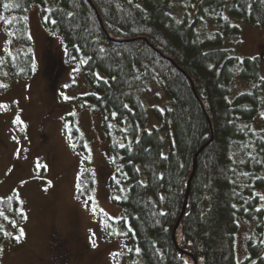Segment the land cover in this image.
<instances>
[{"label": "trees", "instance_id": "trees-1", "mask_svg": "<svg viewBox=\"0 0 264 264\" xmlns=\"http://www.w3.org/2000/svg\"><path fill=\"white\" fill-rule=\"evenodd\" d=\"M33 5L90 85L77 101L99 116L109 143L108 187L121 207L112 221L127 233L129 263L264 264V74L258 56L225 46L231 35L236 46L240 41L234 18L264 27V0H189L180 15L173 0H0V21L13 42L0 56V84L32 73ZM209 22L217 28L203 35ZM236 77L248 88L233 95ZM65 120L84 165L76 192L88 199L95 186L90 153L76 113ZM7 197L0 196V242L14 243L15 235L4 233H11L19 201ZM243 223L252 231L239 258Z\"/></svg>", "mask_w": 264, "mask_h": 264}, {"label": "rangeland", "instance_id": "rangeland-1", "mask_svg": "<svg viewBox=\"0 0 264 264\" xmlns=\"http://www.w3.org/2000/svg\"><path fill=\"white\" fill-rule=\"evenodd\" d=\"M173 4L180 15L189 0H173ZM39 11L33 5L27 12L33 40L32 73L0 84V196L17 197L18 191L10 232L16 235L23 229L25 234L20 242L8 238L0 242V264H130L122 231L112 221H117L121 207L111 200L108 187L112 173L109 143L99 116L77 101L90 85L81 65L67 59L61 37L44 28ZM233 21L240 27V41L236 46V36L231 35L233 41L226 40L225 46L235 55L258 56L264 74V27L239 18ZM216 28L209 22L202 34L210 35ZM12 49L13 42L0 21V56ZM247 88L248 83L236 77L232 93ZM71 113H76L95 173L93 199L87 207L84 201L88 199L77 198L76 192L83 161L64 130L65 116ZM17 117L22 123L15 122ZM261 193L264 197V187ZM251 231L252 224L243 223L237 232L239 258L246 255V237Z\"/></svg>", "mask_w": 264, "mask_h": 264}, {"label": "snow or ice", "instance_id": "snow-or-ice-1", "mask_svg": "<svg viewBox=\"0 0 264 264\" xmlns=\"http://www.w3.org/2000/svg\"><path fill=\"white\" fill-rule=\"evenodd\" d=\"M19 7V5L18 4H16V5H13V4H10V3H4V5H3V7L4 8H10V7ZM5 18L3 17V16H0V20H4ZM44 19L45 20H48L49 19V17H44ZM6 23H11V21L10 20H6L5 21ZM52 23H56V21L55 20H52L51 21ZM73 59H75V58H73ZM82 63H87V60H83V61H81ZM77 71H78V69H77ZM98 75V74H97ZM101 79H103V77H101ZM0 86H3V85H0ZM66 99L68 98V97H65ZM0 107H2V105H0ZM125 107H127V105H125ZM112 115H117V113H115V112H113L112 113ZM16 123H22V121H20V119H19V117H17L16 118V121H15ZM125 131H127V129H125ZM14 139H15V137H14ZM121 148H123V147H125V145L123 144V143H121L120 145H119ZM17 155H19V150L17 151ZM36 167H37V169H39L40 167H41V165H39V164H37L36 165ZM44 167H46V165L44 166ZM24 183H26V181H21V184H24ZM117 183H119V181H117ZM48 184L50 185L51 184V181H49L48 182ZM81 190V186L80 185H78V191H80ZM14 191H16V190H14ZM44 191H47V188H45L44 189ZM18 200L20 199L19 198V194H18V191H17V197H16ZM77 198H79V197H77ZM262 198H264V197H262ZM7 199L9 200V201H11V199H12V197L11 196H9V197H7ZM91 199H93V197H89L88 198V200H85L84 201V205H85V207H87L88 206V202H89V200H91ZM115 199H120V197L119 196H117V197H115ZM3 201V198H0V202H2ZM21 203H23V201H20ZM92 211H93V213H95V211H96V209L95 208H92ZM20 212H21V214H23V209H20ZM166 213H161V215H165ZM5 214H4V212L3 211H0V216H4ZM23 218L24 219H27V217L26 216H23ZM120 219H123V218H120ZM13 223H14V221H13ZM5 235H9V236H12V234L11 233H7V232H5L4 233ZM122 234H124V235H127V233H122ZM24 230L23 229H19L18 230V234H16L15 236H12V238L16 241V242H20V240L24 237ZM95 234L93 233V236H94ZM93 246L95 247L96 245H95V241L93 240ZM0 251H2V249H0ZM135 251L136 252H140V249L139 248H136L135 249ZM113 255L115 256V255H119V253H113Z\"/></svg>", "mask_w": 264, "mask_h": 264}, {"label": "water", "instance_id": "water-1", "mask_svg": "<svg viewBox=\"0 0 264 264\" xmlns=\"http://www.w3.org/2000/svg\"><path fill=\"white\" fill-rule=\"evenodd\" d=\"M89 1H91V0H89ZM191 83H192V81H191ZM192 84H193V83H192ZM193 91H194V93H196V90H195L194 86H193ZM196 96H197V95H196ZM197 98L199 99V101H200V103H201V106H202V108L204 109V106H203V103H202L201 99H200L198 96H197ZM208 120H209V117H208ZM202 147H203V146H202ZM202 147H201V148H202ZM201 148H200V149H201ZM196 155H197V153L195 154V157H194L192 173H191V175H190V177H189V180L187 181V190H186V196H185L184 205H183V208H182L181 214H180V216H179V218H178V220H177V222H176V225H175V227H174L173 233H174L176 227L178 226V223H179V221H180V217H181V215L183 214V212H184V210H185V206H186V203H187V197H188V193H189V188H190V180H191V178H192V176H193V174H194L195 167H196ZM195 262H196V261H195Z\"/></svg>", "mask_w": 264, "mask_h": 264}]
</instances>
